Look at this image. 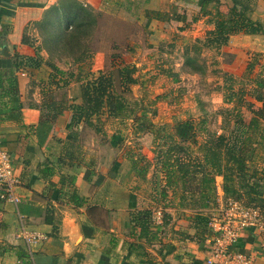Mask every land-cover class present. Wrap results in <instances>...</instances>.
<instances>
[{
	"label": "crops",
	"instance_id": "0c3cea01",
	"mask_svg": "<svg viewBox=\"0 0 264 264\" xmlns=\"http://www.w3.org/2000/svg\"><path fill=\"white\" fill-rule=\"evenodd\" d=\"M80 1L110 12L109 2L114 0ZM59 2L0 0V70L14 72L18 81L15 94L8 89V76L0 88V144L11 155L20 196L18 203L0 196V264H207L212 237L199 239L183 211L178 217L170 211L168 229L152 224L159 230V241L138 238L132 212L144 206L133 186L135 177L120 166L111 171L86 160L90 141L72 125L71 109L49 115L42 125L44 109L48 110L43 82L49 81L52 70L40 22ZM145 2L161 8L156 0ZM146 9L142 16L147 23L160 27L165 22L146 17ZM165 12L169 20L170 12ZM257 48L264 50L262 45ZM100 55L97 52L94 61ZM49 113L54 114L50 109ZM23 228L44 239L29 243L21 234ZM263 239L256 228L241 234L238 246L253 257L251 264H264Z\"/></svg>",
	"mask_w": 264,
	"mask_h": 264
},
{
	"label": "rangeland",
	"instance_id": "374dc122",
	"mask_svg": "<svg viewBox=\"0 0 264 264\" xmlns=\"http://www.w3.org/2000/svg\"><path fill=\"white\" fill-rule=\"evenodd\" d=\"M156 1L161 7L159 10L170 12L169 20H164L160 27L147 23L146 18L142 16L145 8H152V4L146 3L145 0L109 2L110 14L104 19V27L97 29L90 38H87L94 48L99 49L101 55L93 61L92 71L84 80L94 79L100 70L111 67L113 59H116V62L118 60L116 54H120L126 60L121 68L125 65L136 67L133 76L137 82L122 81L118 89L123 90L129 102L135 106L137 114H145L146 122H153L156 127L166 128L158 135L151 130L152 127L148 128L147 124L137 122L135 114L122 118L110 116L106 111L100 119L97 116L93 117V122L101 127L100 131L94 126H86L84 120H81L82 129L79 128L78 135L80 137L84 133L88 135L90 141L88 147H91L89 156H86L88 162L105 165L111 171L116 165L120 166L122 172L135 177L133 186L136 187L138 200L144 207L153 208L154 215L155 211L163 212L164 209L178 217L182 216L180 211L165 206L169 199L173 198L172 190L169 191L168 199H163L160 195L161 186L165 184L162 158L172 142V138L166 134L172 131L178 120L184 119H193L204 128L198 133L200 142L208 136L207 131L217 134L222 132L226 124V109L233 107L237 99L234 95L233 101L230 102L229 95L241 88L246 91L256 88L258 78L264 77V50L257 48L258 45L264 46V34H247L250 36L246 37L234 34L235 36H230L227 44L216 46L211 43L199 54L191 50L187 57L184 53L186 46L193 43L196 38L204 40L210 35V30L214 26L209 19L214 10L209 8L211 12L203 13L201 11L203 0ZM221 1L223 3L221 7L224 8L234 4L233 0ZM251 5L254 7L252 18L264 22V0L252 2ZM59 7H63L62 11L48 16L45 24L40 27V33L48 53V67L52 70V63L67 72L76 70L78 64L69 62L73 59L70 54L73 52L61 49V35L57 34L62 28L69 29L72 25V22L69 25L68 14L64 12H69L73 6L63 2ZM53 21H56V24L53 25ZM128 46L134 47V51L127 49ZM191 56L193 60L190 59ZM253 61L255 65L249 69ZM48 73L45 72V75ZM72 83L66 88L67 97L70 94L72 97L79 95L81 92L80 83L76 81ZM261 90L264 92V86ZM64 91L65 89H60L57 93L61 95ZM244 97L242 111L249 119L252 116L246 103L249 95L245 94ZM84 129L88 131L85 132ZM81 144L78 143V151L82 148ZM178 157L180 169L200 171L204 168L195 153L180 152ZM135 161H139L140 166H148L145 178L137 174L138 169L133 166ZM222 183L223 178L217 176L220 191L218 200L223 198ZM219 207L220 202L218 206L210 209L211 213ZM177 220L179 219L176 218ZM190 222L196 226L194 222ZM170 223L172 220L167 225ZM156 224L153 225L160 230L168 229L163 224V217Z\"/></svg>",
	"mask_w": 264,
	"mask_h": 264
},
{
	"label": "trees",
	"instance_id": "16d2710c",
	"mask_svg": "<svg viewBox=\"0 0 264 264\" xmlns=\"http://www.w3.org/2000/svg\"><path fill=\"white\" fill-rule=\"evenodd\" d=\"M120 1L117 0V2ZM233 1V5L224 8L221 7L223 4L221 0H203L201 6L203 13L211 12L210 9L214 10L209 19L214 27L206 39L196 38L193 43L185 47L184 53L187 57L191 50L199 54L204 47H208L211 43L216 46L227 44L230 36L234 34L241 32L264 34V22L251 16L254 9L251 3L258 0ZM63 2L73 6L69 12H64L68 14L69 25L71 22L72 25L69 29L62 28L64 30H59L60 33L57 35H61V49L73 52L70 53L73 59L69 62L78 64V67L76 70H67L66 72L51 63V77L48 82L47 80L43 82L44 86L48 87L44 91V96L48 97L44 102L48 110L45 112L44 109L42 125L45 124L49 115L57 116L65 110L71 109L73 111L72 125H76L78 130L81 127L80 121L84 120L86 126H94L100 131L101 127L93 122V117L97 116L100 119V116L108 111L109 115L113 117L125 118L135 114L137 122L147 124L148 128L152 127L151 130L159 135V132L166 127H156L153 122H146L145 114H137L135 106H132L123 90L118 89L122 81L137 82L133 76L136 67L125 65L124 68H121L126 60L120 54H116L118 60L116 62V59H113L111 67L100 70L99 75L94 79L84 80L92 71L94 56L99 51L98 48H94L90 44V40L87 38H90L97 29L104 27V19L110 12L96 10L80 0H60L48 16L56 14L59 10L62 11L63 7L59 6ZM145 12L148 18L160 21L168 18L167 12L162 10L147 8ZM46 19L40 22V27L45 24ZM54 24L56 21H53ZM100 33L102 34V30ZM127 49L134 51L135 48L128 46ZM190 59L193 60V57L191 56ZM255 61L250 63L249 69L254 67ZM6 76H8L9 91L12 94L17 93V78L14 76V72L9 70H0V88L4 87ZM258 79L256 88L248 91L241 88L229 95L230 102L233 101L234 95L237 96V99L234 101L233 107L226 109V124H224L221 133L207 131L208 136L200 142L198 133L200 129L204 128H201L199 123L196 124L193 119H184L178 120L173 125L172 131L166 134L172 138V142L162 158L165 184L161 186L160 195L163 199H168L169 191L172 190L173 198H170L165 206L174 207L180 212L183 211V214H186L190 221L196 224V236L201 240L206 238V234L208 237L212 236L209 227L212 215L210 209L218 206L220 196L217 176L223 178L221 189L224 199L232 197L248 204L261 206L264 209V202L262 204L258 202L259 198H264V92L261 90L264 86V77ZM73 81L80 83L81 92L70 101L66 88ZM53 87H56V91L58 89H65V91L61 95L55 94ZM9 91L8 94H10ZM245 94L249 95V100L246 103L252 112L249 119L244 116L242 111ZM49 95H52L53 99H49ZM158 97L160 98V96ZM49 109L54 114H50ZM180 152L197 154L198 159L204 165L203 170L180 169L178 157ZM133 166L138 169L137 174L146 177L148 166H140L139 161H135ZM162 217L163 224L166 226L172 215L163 209ZM132 222L138 238H145L148 243L159 241V230L151 228L155 223L153 208L135 209L132 212Z\"/></svg>",
	"mask_w": 264,
	"mask_h": 264
},
{
	"label": "built area",
	"instance_id": "2783aa9c",
	"mask_svg": "<svg viewBox=\"0 0 264 264\" xmlns=\"http://www.w3.org/2000/svg\"><path fill=\"white\" fill-rule=\"evenodd\" d=\"M18 183L19 179L14 173L11 155L0 144V196L18 203L20 201L17 193ZM219 200L220 207L214 210L209 222L212 239L206 262L207 264H251L253 257L241 250L238 243L242 232L250 228L259 229L264 238V209L232 197ZM155 212V222H159L163 212L162 210ZM21 234L29 243L44 239L41 233H32L25 228L22 229ZM262 246L264 247V239Z\"/></svg>",
	"mask_w": 264,
	"mask_h": 264
}]
</instances>
